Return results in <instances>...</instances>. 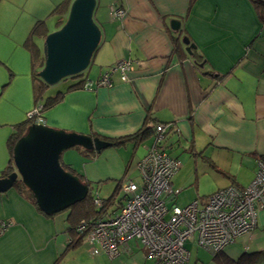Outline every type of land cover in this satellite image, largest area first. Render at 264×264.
<instances>
[{
  "label": "crops",
  "instance_id": "crops-1",
  "mask_svg": "<svg viewBox=\"0 0 264 264\" xmlns=\"http://www.w3.org/2000/svg\"><path fill=\"white\" fill-rule=\"evenodd\" d=\"M72 1L0 0V175L12 158L8 140L14 124L47 96L65 92L44 112V124L103 139L131 135L151 119L174 125L170 152L182 166L172 179L180 192L169 206H186L230 184L248 185L264 154V23L253 0H98L94 18L102 38L89 68L70 82L48 86L36 101L25 43L40 20L52 32L49 22L55 16L65 20ZM113 5L125 15L114 17ZM173 19L180 21L178 30L171 27ZM183 36L196 45L193 54ZM45 38L33 40L43 48ZM124 59L134 63L128 80L116 73L111 86H98V78ZM82 79L88 80L85 87L69 89ZM153 142L152 134L93 155L73 147L61 162L84 175L94 190L111 195L125 176L142 186L137 163ZM0 219L12 223L0 234V264H158L135 239L115 257L94 254L86 242L70 247L66 217L46 215L14 187L0 193ZM188 243L190 264H220L196 241ZM222 253L233 261L260 253L253 264H264V208L256 228Z\"/></svg>",
  "mask_w": 264,
  "mask_h": 264
},
{
  "label": "built area",
  "instance_id": "built-area-1",
  "mask_svg": "<svg viewBox=\"0 0 264 264\" xmlns=\"http://www.w3.org/2000/svg\"><path fill=\"white\" fill-rule=\"evenodd\" d=\"M111 13L120 18L125 15V9L113 5ZM133 65L131 59L120 60L98 78L97 85L111 86L116 73L122 81H127ZM91 85L87 83L86 87ZM27 119L43 123L42 106L31 109ZM169 127L166 123L157 125L153 144L137 163L142 186L133 179L124 181L122 188L128 195L127 201L118 212L99 219L85 235L84 242L91 245L94 254L103 251L115 257L135 239L158 264H189L187 241L196 237L199 245L216 254L257 226L258 211L264 208V154L258 157L256 176L247 187L232 185L218 189L201 203L193 201L184 207L167 205L178 193L173 190L171 179L181 164L169 150ZM96 202L100 201L96 199ZM11 224L0 219V234Z\"/></svg>",
  "mask_w": 264,
  "mask_h": 264
},
{
  "label": "water",
  "instance_id": "water-1",
  "mask_svg": "<svg viewBox=\"0 0 264 264\" xmlns=\"http://www.w3.org/2000/svg\"><path fill=\"white\" fill-rule=\"evenodd\" d=\"M97 5L98 0H73L62 26L47 34L44 66L38 73L47 85H56L89 68L102 38L101 28L94 18ZM171 27L178 30L180 21L171 20ZM182 41L193 54L196 45L187 36H183ZM110 145L89 134L33 123L13 148L15 170L0 176V193L7 192L21 179L32 192L38 208L53 216L84 200L89 192V186L78 175L65 169L62 154L78 146L101 151Z\"/></svg>",
  "mask_w": 264,
  "mask_h": 264
},
{
  "label": "trees",
  "instance_id": "trees-1",
  "mask_svg": "<svg viewBox=\"0 0 264 264\" xmlns=\"http://www.w3.org/2000/svg\"><path fill=\"white\" fill-rule=\"evenodd\" d=\"M194 1L195 0H190L191 4ZM253 2L257 6L258 13H259V16L261 18L262 23H264V0H253ZM63 8H64V5L61 4L55 9V11L57 13L62 12ZM65 20L62 18L59 19L58 28L62 26V24L64 23ZM48 33H49V31L47 28L46 21L40 20V21L36 22V24L34 25L32 32H31V35H30L28 41L25 43V45L30 49L31 54H32V67H33V77H34V97H35L36 101H39L43 98L44 91L49 85H47L38 75L39 71L44 66L45 57H44L43 48L41 46H39L35 42V40H33V38H34V36L46 37ZM208 74H211V72H208ZM78 76H82V73H80L76 76H73L71 78L78 77ZM66 79H68V78H66ZM86 81H88V80H86ZM86 81H84L83 79L80 81H77V82L73 83L69 87V89L85 87ZM64 94H65V92H60L57 95L46 97L44 103L41 104L43 116H44V112L46 111V109L50 108L51 106H53L57 102H59V100L63 98ZM151 122H152V125L150 124ZM33 123H36L35 120L26 119L23 122H19V123L14 124L13 132L11 133L9 140H8V146H9V149L11 152V156H12L13 148H14L16 142L19 140V138L21 136L24 135V133L27 131L28 127ZM160 123H166V124L170 125V127H169L170 129L168 130L169 132L167 135V138L170 142L169 135H170V133H172L174 131V125L172 123H169V122L157 121L156 119H151L145 127H143L142 129H140L139 131H137L131 135H127V136H123V137H104L106 139H103L100 136H93V137H99L102 140L110 142L112 146H119V145L124 144L125 142H127L129 140H134V141L140 142V141H143L145 138L151 136L152 134L155 136L156 127ZM170 149H171V142H170V146H169V150ZM86 151L90 152L89 154H91V155L96 154L98 152V151H90V150H86ZM172 155L180 160V162H181L180 167H179V169H180L182 166L181 159L179 158V156H176L174 154H172ZM13 163L14 162L11 158L9 165L1 172L0 176H7L11 172H13L15 170ZM62 164L66 170L78 175L80 177V179L82 180V182H84L85 184H87L89 186V192H88L86 198L84 200L72 205L70 208L66 209V212H67L66 221L68 224L67 232L69 233V236H70L69 246L70 247H76V246H78L84 242L85 235L90 230H92V228L94 227V225L97 223V221L99 219H107L108 216H110V214H113L112 212H109L110 211L109 208L113 204L122 203V200L124 199L123 200L124 202L121 205H119V209H120V207L127 201L128 195L125 194V192H124L122 197H120V191L123 190V188H122L123 182L126 181L128 178H126V176L124 178H121V180L119 181V183L117 185L116 190L109 197H103L100 195V192L98 190L97 191L94 190L95 189L94 185L89 180H87L84 175L78 173L76 170L69 167L68 165H66L64 163H62ZM179 169L177 170V172L179 171ZM177 172L173 175V177L177 174ZM256 173H257V169H256ZM256 173H255L253 179L255 178ZM139 174H140V172H139ZM140 177H141V175H140ZM173 177H172V179H173ZM172 179H171V185H172ZM252 180H251V182H252ZM232 185L237 186L239 188H245L248 186V185L239 186L237 184H230L228 186L221 187L218 189L227 188V187L232 186ZM13 187L17 191H19L20 193L24 194L27 198H29L37 206L32 192L23 184L21 179H18L15 182ZM172 188H173V186H172ZM173 190H178V193L180 192L179 189L173 188ZM178 193H176L173 196V198H175V196ZM208 196L203 197L202 199H196L194 201H198L199 203H201ZM96 199H98L100 202L97 203ZM172 199H169L167 201V205H168V202ZM171 206H169V207H171ZM178 206H180V205H178ZM180 207H184V206H180ZM259 211H258V213H259ZM81 226H84V228L80 229ZM190 241H196L198 246L203 248L201 245H199L196 237ZM190 241H187L186 244ZM186 244H185V247L187 248ZM222 252L223 251H220L216 254L213 253L215 256V259H218L220 264H253V263H255L261 259L260 253H253V255L250 257H248V255H247V257L244 256L238 261H235V260L233 261L229 258H226Z\"/></svg>",
  "mask_w": 264,
  "mask_h": 264
},
{
  "label": "rangeland",
  "instance_id": "rangeland-1",
  "mask_svg": "<svg viewBox=\"0 0 264 264\" xmlns=\"http://www.w3.org/2000/svg\"><path fill=\"white\" fill-rule=\"evenodd\" d=\"M58 19V20H57ZM58 21H59V18L58 17H56L55 16V18H53L52 20H51V22H49L50 24V28H51V30L52 31H55V30H57V28L58 27H56V23H58ZM86 71V70H85ZM71 78H68L67 80H63V81H61V83H65V82H70L71 80H70ZM73 149L74 148H72V149H67L66 151H65V153H68V152H71V151H73ZM135 168L133 167L131 170H130V177H134V175H135ZM136 180H137V178H136ZM122 192L120 193V197H122V195L124 194V191L123 190H121ZM100 194L103 196V197H108L110 194H109V192H107V190L106 189H104V188H102L100 191ZM109 212H112V213H115V212H117L118 210H119V205L118 204H113L110 208H109ZM57 215L59 216V217H66V215H67V212H66V210H64V211H61V212H59V213H57ZM235 242V241H234ZM233 242V243H234ZM189 244V243H188ZM189 246V245H188ZM200 250H205L204 248H199ZM194 250V249H193ZM194 255V251H192V259H193V256ZM190 264V263H189Z\"/></svg>",
  "mask_w": 264,
  "mask_h": 264
}]
</instances>
